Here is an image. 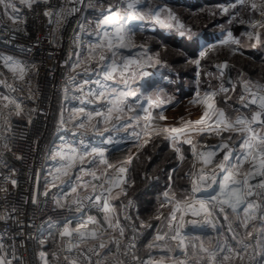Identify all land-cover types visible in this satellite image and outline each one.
<instances>
[{
    "label": "rangeland",
    "instance_id": "1",
    "mask_svg": "<svg viewBox=\"0 0 264 264\" xmlns=\"http://www.w3.org/2000/svg\"><path fill=\"white\" fill-rule=\"evenodd\" d=\"M251 2L258 5L261 0H246L244 5L236 4V0H147L144 4L138 6L147 13L150 9H158L164 7L170 9L174 13L180 23L185 25L187 29H191V34L181 36L176 27L168 28L163 23H158L155 19L146 17L143 21H130L127 25L133 30V41L136 47L116 49L118 58L131 57L134 60H139V64L131 66L128 73H125L123 79H127L129 88L126 89L119 72L116 74L115 80L105 81L100 74V69L95 61L89 62L94 66L93 80L88 84V90L97 89L99 86L95 81L100 80L101 83L117 88L119 91L133 90L135 96L127 97V104L135 106L137 103L143 104L147 107L146 101L148 99L159 100L162 103L161 108L153 107L150 109L153 115L156 116L160 111L164 112L167 117L165 121H157L160 125H168L169 117L176 115V122L179 124L181 117L189 118L192 120L199 119L194 113L201 115L203 108L201 106H192L189 101L193 99L196 91L199 89L201 92L204 90L217 89L221 84L225 88L235 91H229L228 96L231 97L224 103L225 95L222 93L217 97V102L220 107L225 108V111L230 116H235L240 113L251 115L254 110L253 106L244 108L240 97L244 95V81H251L256 85H264V29H252L249 23L253 20H264L261 17L260 10L253 11L250 7ZM111 8L110 12H114L117 8L123 13V6L120 5L119 0H109ZM236 4L233 8L231 5ZM224 8H228L226 13ZM236 17V19H233ZM102 19V18H101ZM100 19V20H101ZM161 20H167V14H161ZM232 21L229 23V21ZM243 20L245 23H240ZM172 23V21H167ZM108 31H112L111 28ZM228 31H231L233 37L240 41L239 44L230 46H221L220 41L226 37ZM259 31L261 34V43L257 44L255 39H249L246 35L247 32ZM99 37L97 31L94 36L88 39L80 52L79 59L83 60L88 53L90 44L98 42ZM143 45V48L139 47ZM215 45V50L209 51L208 55L204 58L200 57L201 51ZM147 55L153 57L152 61L147 59ZM159 54L161 63H155V56ZM111 57V53H108ZM200 59V64L197 66L193 61ZM227 62L228 67L219 69L217 65H222ZM223 71L224 75L221 77L220 72ZM91 101V102H88ZM108 105L106 101H97L93 96H88L87 93L65 107L61 111V118L63 117L64 124L62 130L59 132L54 141V148L52 150L50 160L48 162L47 172H52V176L56 174V169L59 168L64 161L56 156V152L61 146L72 145L77 149L84 151L91 148H105L107 159L110 163L120 166L121 161L127 160L130 156L133 157L131 164L124 165L128 168L124 177L129 174L134 181V189L143 187L145 193L144 200L137 198L138 216L140 221H147L152 223V227L145 233L142 240V253L148 261H162L163 264H179L182 260L185 264H193L192 260L204 254L200 251V245L203 243L204 247L210 250L217 247H227L233 251L241 250V242L247 238L246 230L238 227L235 223V214L230 209L221 212L217 207L212 208V215L206 217L203 213L199 216H194L191 210L185 209L176 213L177 220L173 222V231L169 233V238L164 241L158 242L161 247H154L149 249L147 245L154 241L158 231H168L167 223L169 213L172 211V205L166 204L161 207L164 201L163 193L168 191L169 186L175 191L178 196L185 190L191 189L190 180L186 177L187 173L195 171L192 168L194 161L187 159L177 167V153L169 148V140L163 136H154L152 141L144 148L137 149L133 147V141L130 140L129 134L133 131V127H119L120 124L127 122L129 116L133 113L125 111L123 113L124 119L121 121H113L117 124V128H113L111 124L98 123L97 127L99 132L93 131L90 127L87 129H80L76 127L79 119H70L73 117L74 110L84 108L85 113L96 111H106ZM238 110V111H237ZM143 116V113H139ZM188 114V115H185ZM197 115V116H199ZM76 117H83L81 113H75ZM190 118V119H191ZM101 117H95L93 123L101 121ZM143 121H141L142 123ZM108 130L105 131L104 129ZM139 130L138 128L136 129ZM102 133V134H100ZM264 134V133H262ZM230 133H223L222 136L215 134L197 137L198 141L205 142L207 145H219L223 142H228L229 147L232 149V163H236L237 157H242L245 150L240 147L242 137L236 134L233 135L232 141H227L226 138ZM207 136V137H206ZM206 137V138H205ZM111 139V143H109ZM187 157H191L185 149ZM224 155L223 151H218L214 158L213 164L207 166L208 174H217V178H222V173L215 167L220 162ZM92 158L89 157V160ZM86 168L96 170L103 169L99 165L98 158L96 164H85ZM176 166L177 177L176 179H169L170 170ZM202 165L197 163L196 168L199 169ZM247 164L244 165L246 169ZM54 171V172H53ZM113 171L114 170H110ZM44 174V173H43ZM99 174V173H98ZM145 174V176H142ZM82 176V180L78 181L76 177ZM46 176V173L45 175ZM155 176L157 178H155ZM194 177H192L193 179ZM51 179V178H50ZM64 179L73 180V186L79 183L92 181V177L79 173V165L76 169L72 170L69 177ZM264 177L255 176L250 183L257 184ZM96 182V181H93ZM122 187V185H121ZM84 190L78 188V191ZM120 189H115L112 193L113 196L119 192ZM75 194V193H74ZM198 198H202L200 193L196 194ZM122 200V193L118 199H111L110 204L114 207L115 211L112 217L115 220L116 214L119 211L120 202ZM199 206H197L198 208ZM163 214L161 219L157 220V215ZM97 219L103 224L104 213L99 211L96 213ZM225 215L228 219H225ZM183 216V220L180 217ZM206 219H210L216 225L215 229L211 224L205 223ZM196 221V223H192ZM183 224L180 228V238L172 240L170 237L175 234V229ZM106 225V224H104ZM231 225L232 230H229ZM250 229L254 232H259L262 236V251L261 261L264 264V221L257 218L254 220ZM235 237V238H234ZM183 239V250L178 247L179 239ZM195 245V247H193ZM226 255L229 253L224 252ZM242 254V251H241ZM240 259L229 260L232 264H239Z\"/></svg>",
    "mask_w": 264,
    "mask_h": 264
},
{
    "label": "built area",
    "instance_id": "2",
    "mask_svg": "<svg viewBox=\"0 0 264 264\" xmlns=\"http://www.w3.org/2000/svg\"><path fill=\"white\" fill-rule=\"evenodd\" d=\"M15 2L19 9L16 13L0 5V57L11 56L22 63L26 76L23 81L15 79L0 61V81L6 82L0 83V97L8 96L21 106L17 115L13 104L0 99V188L8 189L0 192V216L5 217L0 219V243L4 245L0 256L7 255L12 264H44L39 257L43 251L48 264H68L66 256L78 259L80 264H146L149 261L142 253V240L152 223L139 220L133 195L135 183L129 174L124 177L126 183L122 188L126 194L122 193L115 218L124 228V235L120 236L119 229L89 225L100 229L98 238L85 242L73 239L72 243L79 247H73L71 252L67 251L69 238L59 236L63 225L71 222L70 226L75 227L88 217L97 220L100 210L87 200L81 211L72 203L77 196L93 195L90 187L74 194L73 180L64 179L65 183L57 182L52 187L44 176L55 138L62 130L61 111L88 92L89 83L85 85V80H93L94 66L82 64L72 71V65L78 62L77 54L80 55L86 41L96 34L97 22L107 15L109 0H38L31 8L21 5L19 0ZM72 8L76 10L68 11ZM62 10L63 15H58ZM46 11L51 15L46 16ZM70 77L75 80L70 82ZM256 86L251 82L252 91L264 94ZM247 95L244 89V96ZM249 106L258 110L257 105ZM5 178L15 179L16 185ZM56 199L65 207H57ZM142 222L151 227H141ZM100 243L107 247L100 249ZM130 244L135 247L129 248ZM245 244L248 247L242 251L239 264H262L261 234L254 232L243 240L241 250ZM13 254L17 259H13ZM224 255L218 251L216 264H221ZM192 262L210 264L205 253Z\"/></svg>",
    "mask_w": 264,
    "mask_h": 264
},
{
    "label": "snow or ice",
    "instance_id": "3",
    "mask_svg": "<svg viewBox=\"0 0 264 264\" xmlns=\"http://www.w3.org/2000/svg\"><path fill=\"white\" fill-rule=\"evenodd\" d=\"M38 0H19L21 5H24L28 8H31L36 4ZM47 3V0H43ZM120 5L123 6V13L120 8H117L116 11L110 12L109 15L103 16L101 20L97 22V36L99 37L98 42L90 44L88 48V53L83 60L79 59L78 62L72 65V71H75L77 68H80L82 64H88L89 62L95 61L98 68L100 69V74L105 81L115 80L116 74L119 72L121 78L125 76V73H128L131 66L134 64H139V60H134L131 57H120L118 58L116 49L120 48H130L136 47L133 41V30L127 25L128 21H143L146 17L155 19L158 23H163L168 28L176 27L181 36L186 34H191V29H187L185 25L180 23L178 17L172 13L170 9L160 7L158 9H150L147 13L138 6L145 3V0H119ZM246 0H236V4L244 5ZM236 4L231 5L235 8ZM0 5H3L5 10L11 9L12 13L19 11L17 8L15 0H0ZM250 7L253 11H256L258 8L260 10L261 17H264V0H261V3L258 5L255 2H251ZM111 8V5H110ZM75 8L69 9L68 11H75ZM224 12H228V8L223 9ZM167 14V20H161V14ZM46 16H50V12L44 13ZM63 15V10L60 14ZM15 19L14 17H10ZM236 19V17H233ZM167 21H172L168 23ZM232 21L230 20L229 23ZM57 23H60V20H57ZM240 23H245L241 20ZM249 26L252 29L262 28L264 29V20H253L249 23ZM111 28L112 31H108ZM246 35L250 40L255 39L256 43H261V34L259 31L247 32ZM240 41L233 37L231 31H228L226 37L220 41L221 46H230L239 44ZM139 47L143 48V45ZM216 46H210L200 53V57L204 58L208 55L209 51L215 50ZM108 53H111L109 57ZM147 56L149 61L153 60V57L147 55V52L144 53ZM0 61L3 62L4 67L13 74V77L17 80L23 81L26 76V67L13 59L11 56L0 57ZM155 63H161L159 54L155 56ZM197 66L200 64V59L193 61ZM219 69L228 67L227 62L222 65H217ZM89 69L84 68V71L87 72ZM224 75L223 71L220 72V76ZM70 82L75 80V77H70ZM0 83H6L5 81H0ZM85 85L89 81L85 80L83 82ZM99 86L97 89H89L87 92L88 96H93L95 100L106 101L108 107L106 111H96L95 113L88 112L85 113L84 108H79L74 110L73 117L70 119H79V123L76 124V127L80 129L91 128L93 131L99 132L97 127L98 123L111 124L115 129L117 124L113 121H121L124 119L123 113L125 111L133 113L129 116L127 122L120 124L119 127H133V131L129 134V139L133 141V147L137 149H142L146 147L153 139L154 136H163L165 139L169 140L178 154V159L183 161L185 156L181 150V145L187 144L191 146V151L194 157V163L192 165L195 171L187 173L194 177L191 181L190 191L185 190L184 192L178 194L172 190L169 186L168 191L163 193L164 201L161 203V207H164L166 204H171L172 211L169 213L167 229L168 231H158L157 235L154 238V241L149 243L147 247L152 249L154 247H161L158 243L164 241L166 238H169V233L173 231L174 225L173 222L177 220L176 213L178 211H183L181 205L185 209L191 210L192 215L199 216L203 213L206 217L212 215V208L209 207L211 204L212 207H219L221 212H225L226 209H230L232 213L235 214V223L238 227H242L246 230V235L248 237L253 236V231L250 229L251 223L257 218L264 221V180H261L257 184L250 183V180L255 178V176L264 177V94L261 91H252L250 87L251 81H244V89L247 92V96L242 95L240 100L244 108H248L249 105H257L258 110H254L252 114L246 115L244 113L238 112L237 115L230 116L225 111V108L220 107L217 102V97L220 94L225 95L224 103L227 104V101L231 99L227 95L229 91H235V88L232 89L225 88L223 84L217 89L204 90L201 92L199 89L196 91L192 100L189 103L192 106H201L203 112L200 115L199 119L191 120L181 117L179 120V126H167L160 125L157 121H165L167 117L164 115L163 111H160L156 116L153 115L151 108H161L162 103L159 100L148 99L146 101L147 107L143 104L137 103L134 107L127 104V97L135 96L136 93L133 90L119 91L117 88L111 87L109 85L101 83L100 80L95 81ZM125 88L128 89L127 79H123ZM11 87V85H9ZM258 89L264 90V85H257ZM15 90V89H13ZM80 90L83 91V85L80 86ZM5 101L13 104L16 109V114H20L21 106L19 103H16L15 100H11L8 96L0 97ZM91 102V101H88ZM4 107H8V104H5ZM238 111V110H237ZM142 112L143 116L139 113ZM75 113L83 114V117H76ZM95 117H101V121L93 123ZM141 121H143L141 123ZM64 124L63 117L61 119V125ZM139 129L138 131L136 129ZM105 131L108 129L105 128ZM230 133L226 138L227 141H232L233 135L236 134L242 137V142L240 147L245 150L242 157H237L236 163H232V149L229 147L228 142H223L219 145H200L198 140H194V137L212 135L222 136L223 133ZM102 134V133H100ZM111 143V139L108 141ZM81 145L84 147V151L73 147L72 145L61 146V148L56 152V156H59L64 163L56 169V174L52 176L51 186L56 187L57 182L63 184L65 183L64 177H69L72 170L76 169L79 165V173L88 175L92 177V181H87L79 183L76 186L71 188L72 193H77L78 188H83L85 191L90 187L93 195H85L83 198L79 196L72 201L76 205V210L81 211L84 206V200L90 202L94 207H97L101 212H103L104 220L103 224H106L109 229H119L120 236L124 235V228L120 226L118 219H113L112 213L115 211L114 207L110 204L111 199H118L121 193L126 194L121 187L122 184L126 183L124 174L127 173L128 168L124 165L131 164L133 157H129L125 161L120 162V166L114 165L109 162L105 153L107 149L105 148H91L87 150V146ZM199 146V147H198ZM7 147V145H5ZM218 151H223L224 155L219 163L215 165L219 169V173H222V178L217 180V174L215 169H213V175L209 176L206 171L207 166L213 164L214 158L217 155ZM89 157L92 159L89 160ZM98 158L99 165L103 166V169L100 170L97 167L96 170L86 168L84 165L87 164H96ZM197 163L202 166L197 169ZM247 164L248 167L245 169L244 165ZM110 170H114L110 171ZM99 173V174H98ZM10 180V183L15 186L16 180L5 178ZM78 181L82 180V176L78 175L76 177ZM93 181H98L99 183H94ZM218 184V189L215 190L214 194H209L207 197L198 198L197 193L207 192L209 189H212L213 185ZM115 189H120L115 196L112 195ZM99 190V191H98ZM7 188H0V192H7ZM47 195V192L45 193ZM36 201L33 200V203ZM56 205L59 208L65 207L64 203H61L60 199H56ZM197 206H199L197 208ZM163 214L157 215L155 219H161ZM0 219H5L4 216H0ZM225 219H228V216L225 215ZM180 220H183V216L180 217ZM196 223V221H192ZM205 223L211 224L215 229L216 225L212 223L210 219H206ZM100 224L93 217H88L87 220H82L77 223L75 227H71V222H66L62 229L59 231V236L61 238H69L67 251L71 252L73 247H79V244H73L72 240L75 239L79 242H85L89 238L97 239L98 233L100 231L97 227L90 228L89 225H98ZM103 224H100V227H103ZM151 227V225H145L143 222L141 227ZM183 227V224H180L179 227L175 229V234L170 237L172 240H177L180 238V228ZM229 230L231 231V225H229ZM235 238V237H234ZM41 244L44 243L43 240L40 241ZM184 241L179 239V245L183 250ZM107 245L104 243L99 244L100 249L106 248ZM117 247L119 244L117 242ZM135 244H130L129 248H134ZM195 247V245H193ZM248 245H244L242 250L233 251L231 248L221 247L217 245L214 249H209L204 247L203 243L200 245V251L207 254L210 264H216L218 251L227 252L228 255H224L221 259V264H224V261H229L231 259H243L241 251L246 250ZM4 245L0 243V250H3ZM93 251V249H90ZM127 254V253H126ZM46 253L40 252L39 257L44 262L48 264L46 259ZM55 255V254H53ZM83 255V253H81ZM99 255V253H97ZM136 259V257H133ZM13 259H17L13 254ZM65 260L68 264H80L78 259H69L65 257ZM0 264H12V260L7 258V255L0 256ZM146 264H163L162 261H150ZM179 264H185L184 261H180Z\"/></svg>",
    "mask_w": 264,
    "mask_h": 264
},
{
    "label": "crops",
    "instance_id": "4",
    "mask_svg": "<svg viewBox=\"0 0 264 264\" xmlns=\"http://www.w3.org/2000/svg\"><path fill=\"white\" fill-rule=\"evenodd\" d=\"M202 112L203 111H201V114H202ZM199 114H200V112H199ZM199 114H197V113H194V115L196 116V117H200V115ZM185 115H188V114H185ZM197 115H199V116H197ZM191 118V117H190ZM189 118V116L187 117V118H185V119H190ZM176 115H173V116H170L169 117V122H168V125L169 126H179V124H177V122H176ZM191 120H192V118H191ZM207 137V136H206ZM205 137V138H206ZM198 138L197 137H194V140H197ZM199 144L200 145H204L205 144V142L204 143H202L201 142V140H199ZM168 145H169V148L170 149H172V150H174V148H173V146H172V144H171V142L169 141V143H168ZM199 147V146H198ZM185 149L188 151V153H189V155L191 156V157H187L186 156V154H185ZM181 150H182V152H183V154H184V156H185V159L183 160V161H180L179 159H178V154H177V161H179V163L177 164L178 166L177 167H179V165L181 164V163H183L185 160H187V159H190V160H192L193 161V154H192V151H191V146L190 145H187V144H183V145H181ZM174 152H175V150H174ZM194 162V161H193ZM177 169H176V166H174V168H171V170H170V175H169V179H171V177L172 178H174V179H176V177H177ZM206 171L209 173V171L206 169ZM54 172V171H53ZM209 176H211L212 174H208ZM188 175L186 174V179L188 178L187 177ZM46 178L48 179V181H49V183L52 181V172L50 173V171H48L47 172V175H46ZM51 178V179H50ZM189 180H190V177L188 178ZM221 179V178H220ZM191 180H192V177H191ZM217 180L219 181V178H217ZM203 193V192H202ZM97 215V214H96ZM112 215V214H111ZM98 220V219H97ZM99 221V220H98ZM100 222V221H99ZM100 224H102V223H100ZM99 224V225H100ZM103 227L104 228H108L107 227V225H104L103 224Z\"/></svg>",
    "mask_w": 264,
    "mask_h": 264
},
{
    "label": "trees",
    "instance_id": "5",
    "mask_svg": "<svg viewBox=\"0 0 264 264\" xmlns=\"http://www.w3.org/2000/svg\"><path fill=\"white\" fill-rule=\"evenodd\" d=\"M144 193H145V191H144L143 187H137L134 189L133 195L136 199L141 198L142 200H144L145 199L144 195H143Z\"/></svg>",
    "mask_w": 264,
    "mask_h": 264
},
{
    "label": "water",
    "instance_id": "6",
    "mask_svg": "<svg viewBox=\"0 0 264 264\" xmlns=\"http://www.w3.org/2000/svg\"><path fill=\"white\" fill-rule=\"evenodd\" d=\"M218 189V184L213 185L212 189H209L207 192L200 193V196L207 197L209 194H214L215 190Z\"/></svg>",
    "mask_w": 264,
    "mask_h": 264
},
{
    "label": "bare ground",
    "instance_id": "7",
    "mask_svg": "<svg viewBox=\"0 0 264 264\" xmlns=\"http://www.w3.org/2000/svg\"><path fill=\"white\" fill-rule=\"evenodd\" d=\"M128 22H130V21H128Z\"/></svg>",
    "mask_w": 264,
    "mask_h": 264
}]
</instances>
